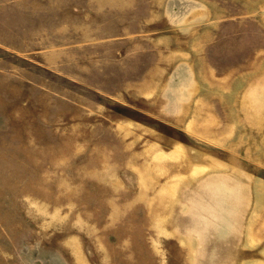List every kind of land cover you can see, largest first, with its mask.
Returning <instances> with one entry per match:
<instances>
[{"label":"rangeland","instance_id":"1","mask_svg":"<svg viewBox=\"0 0 264 264\" xmlns=\"http://www.w3.org/2000/svg\"><path fill=\"white\" fill-rule=\"evenodd\" d=\"M0 264H264V0H0Z\"/></svg>","mask_w":264,"mask_h":264}]
</instances>
